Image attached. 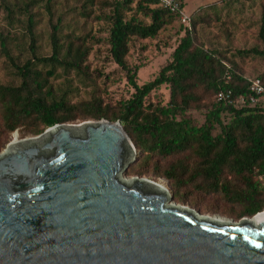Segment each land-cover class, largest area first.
I'll return each instance as SVG.
<instances>
[{
    "label": "trees",
    "instance_id": "obj_1",
    "mask_svg": "<svg viewBox=\"0 0 264 264\" xmlns=\"http://www.w3.org/2000/svg\"><path fill=\"white\" fill-rule=\"evenodd\" d=\"M75 1L82 3V24L67 19L69 0H0L7 23L0 26V152L15 132L38 136L76 121H120L137 149L129 175L167 179L177 202L212 197L215 212L220 198L226 215L235 220L263 212L264 103L226 106L216 97L223 90L246 94L248 79L264 84V76L236 71V62L199 43L195 36L201 9L186 28L159 0H124L114 4L110 46L135 93L119 111L113 110L105 105L88 65L93 46L86 29L97 0ZM135 2L149 24L134 16L127 20L124 11L133 10ZM174 21L185 36L172 61L153 81L139 86L137 71L127 63L135 40L157 38ZM258 40L262 48L240 50L239 59L264 60V4ZM163 85L170 87L168 105L150 102ZM213 98L205 123L197 125L190 112Z\"/></svg>",
    "mask_w": 264,
    "mask_h": 264
},
{
    "label": "water",
    "instance_id": "obj_2",
    "mask_svg": "<svg viewBox=\"0 0 264 264\" xmlns=\"http://www.w3.org/2000/svg\"><path fill=\"white\" fill-rule=\"evenodd\" d=\"M120 121L55 125L0 153V264H264V211L227 223L145 177ZM259 218L255 223L253 220Z\"/></svg>",
    "mask_w": 264,
    "mask_h": 264
},
{
    "label": "rangeland",
    "instance_id": "obj_3",
    "mask_svg": "<svg viewBox=\"0 0 264 264\" xmlns=\"http://www.w3.org/2000/svg\"><path fill=\"white\" fill-rule=\"evenodd\" d=\"M100 1L108 2L109 5L104 7L99 4ZM124 0H97L94 7V13L90 17V22L86 29L90 32V39L88 43H92V51L88 58V65L94 77L97 79L100 86L101 94L105 105H108L113 110L119 111L121 105L130 100L135 93V90L130 85L127 71L120 68L114 61L111 54L110 46V31L113 27L111 17L114 12V4L116 2H123ZM189 1V0H188ZM200 0L197 8H200V16L196 23L195 38L200 44L207 45V49L211 52L217 53L222 57L229 58L231 61L237 63L238 72L243 71L249 76H264V60L251 58L245 61L239 59L240 50H248L252 48H262L258 40V33L263 14L264 0ZM82 3H77L75 0H69L68 8L72 11L68 14V20L82 24L80 20V8ZM137 2L131 6V11H124L127 20L132 16L139 20L150 23L143 12H137ZM77 8L75 12L74 9ZM156 8V7H152ZM199 9V10H200ZM79 10V11H78ZM4 10L0 9V26L6 27ZM18 34L23 33V29H19ZM47 34V33H46ZM183 28L176 21L154 39L141 40L136 39L129 56L127 57L128 66L132 70L137 71L136 82L139 86L145 85L153 81L160 73V71L173 59V53L179 46L180 41L184 37ZM229 68L235 69L233 64L226 61ZM241 70V71H240ZM170 87L163 85L156 92H154L149 101L156 103L161 101L163 105H168L170 101ZM214 98L210 102H206L200 110H193L190 116L195 120L197 125L205 123L206 115L215 104ZM94 121V120H89ZM84 121H76L67 124H79ZM34 137V135H24L22 132H15L11 134L7 140L3 151L15 139L21 140ZM1 151L0 153H2ZM126 179H131L132 176H123ZM154 181L163 180L166 182L170 193L173 195L171 183L164 178L153 179L152 177H145ZM261 188L264 189V179H262ZM264 192V191H263ZM212 197L189 199L186 202L174 203L180 206L188 207L194 211L205 216L219 215L223 218L233 220L239 223L243 219L251 217H244L240 220H235L226 215V208L224 201L218 199V203H222L221 208L215 212L211 207L214 203Z\"/></svg>",
    "mask_w": 264,
    "mask_h": 264
},
{
    "label": "built area",
    "instance_id": "obj_4",
    "mask_svg": "<svg viewBox=\"0 0 264 264\" xmlns=\"http://www.w3.org/2000/svg\"><path fill=\"white\" fill-rule=\"evenodd\" d=\"M160 5L177 15L180 22L186 27L190 28L194 13L185 11L183 0H159ZM230 80L231 78L228 77ZM216 100L218 103L232 106L242 105L250 102L251 104L264 103V84L260 80L248 79V89L246 94L235 95L232 90H223L218 93Z\"/></svg>",
    "mask_w": 264,
    "mask_h": 264
},
{
    "label": "bare ground",
    "instance_id": "obj_5",
    "mask_svg": "<svg viewBox=\"0 0 264 264\" xmlns=\"http://www.w3.org/2000/svg\"><path fill=\"white\" fill-rule=\"evenodd\" d=\"M128 180V179H127ZM128 181H131V179H129ZM155 182V181H154ZM157 185V188L159 189H168V186L166 184L165 181L160 180L159 182H155ZM211 219L219 221V222H223V223H227L229 220L227 218H223L222 216L219 215H215V216H209ZM259 220V218H255L253 221L256 223Z\"/></svg>",
    "mask_w": 264,
    "mask_h": 264
},
{
    "label": "crops",
    "instance_id": "obj_6",
    "mask_svg": "<svg viewBox=\"0 0 264 264\" xmlns=\"http://www.w3.org/2000/svg\"><path fill=\"white\" fill-rule=\"evenodd\" d=\"M200 0H183V4H184V8H185V11L188 12V13H195L196 11H198L200 8H197V7H200L198 6V4L196 3H199ZM219 0L213 2L216 3L218 2Z\"/></svg>",
    "mask_w": 264,
    "mask_h": 264
}]
</instances>
